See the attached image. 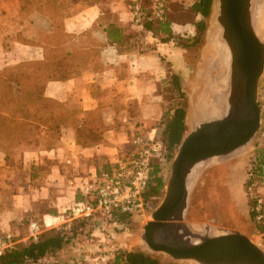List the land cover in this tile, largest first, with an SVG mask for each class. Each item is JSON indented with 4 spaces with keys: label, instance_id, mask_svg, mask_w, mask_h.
Returning <instances> with one entry per match:
<instances>
[{
    "label": "crops",
    "instance_id": "1",
    "mask_svg": "<svg viewBox=\"0 0 264 264\" xmlns=\"http://www.w3.org/2000/svg\"><path fill=\"white\" fill-rule=\"evenodd\" d=\"M135 1L149 4L155 0H0V4L6 6L5 19L12 24L19 22L30 27L25 34L27 43L20 44L17 39L14 41L16 46L19 45L25 50V58L12 65V61L17 58V49L11 45L7 51L3 50V59L6 54L11 61L4 64V67L45 60L46 40L49 35L55 33V24L59 20L54 22L48 9L53 4L58 6L63 14L62 32L67 35V43L55 49L78 55L76 67L79 71L66 80L50 81L45 96L62 103L80 121L78 127L62 130V137L52 150H46L41 142L35 148L28 147V144L19 148L22 149V154L15 157L17 160H9V164H18L20 159L25 165L38 167L30 171L33 175L30 179L34 182L41 180L43 185L35 190L36 198L30 194L31 189L27 191L23 197L24 204H19V194L14 191L3 205L0 203V213L32 212L33 199H41L52 202L55 212L61 214L74 200L80 198L71 181L100 172V165L110 164L112 158L108 156L107 151L117 150L115 146L125 138L124 133L129 128L138 122L145 123L160 118L163 110L161 104L156 101L162 99V96L157 91L164 80L171 82L172 76L167 75H172V50L175 49L180 54L181 49L172 41H162L167 37L163 30L154 36L148 31L133 28L131 6ZM167 1L168 30L185 38L194 36V22L198 21L200 16L193 15L190 8L197 0ZM29 4H33L35 10L27 11L23 16V9ZM1 16L0 14V20ZM115 32L121 35L122 43H110L109 36L114 38ZM96 111L100 112L108 126L104 140L88 147L80 146L77 143L78 129L84 125L86 117ZM120 116L126 124L117 126L116 119ZM67 163L72 164L73 168ZM7 164L5 154L0 153V167ZM45 167L48 169L43 171ZM73 169L75 172H72ZM54 184L58 188L55 192L51 188ZM16 187L14 180L0 176V197L4 196V189L15 190ZM60 187L70 190L68 196L67 191ZM18 225L0 222V227L5 232L12 233L18 243L29 241V236L17 238L19 231L23 233V228Z\"/></svg>",
    "mask_w": 264,
    "mask_h": 264
},
{
    "label": "rangeland",
    "instance_id": "2",
    "mask_svg": "<svg viewBox=\"0 0 264 264\" xmlns=\"http://www.w3.org/2000/svg\"><path fill=\"white\" fill-rule=\"evenodd\" d=\"M163 1L166 4V10H169L168 1ZM5 7L3 4H0V14L2 15L0 20V54H3V50L7 51L11 45L14 49H17V58L12 61L13 65L15 62L18 63L23 60L26 56L25 50L19 45L16 46L14 41L17 39L16 37L18 34L25 37V34L30 30V27H27L25 23H10L7 19H5L7 15ZM210 19L211 16L207 22V34L205 33L204 40L201 45L197 48L184 50L175 43L176 47L181 49V53L179 54L175 49L172 50V70L170 71H172V75L177 74L180 76L184 96L177 91L171 82L164 80L159 85L157 91L158 94L162 96V99L156 101L161 104L163 110L160 118L157 120H151L150 123L138 122L137 125L129 128L128 131L124 133L125 138L122 140L119 139L120 141L118 140V146H115L117 150L107 151L109 154L108 156L112 158V162L117 161L130 151V141L133 135H147L155 130L156 136L163 140V130L160 122L164 113L172 112L173 114V111L176 108L185 106L187 110L186 115L187 117H190L193 101L197 102L202 97H205L209 87L214 86L218 88V90H221L219 94H222L226 90V74L229 71V67L224 66L219 68L213 61L214 44L210 39V30L212 25L210 23ZM192 37L193 36H190L189 38ZM3 42L4 44L2 45ZM8 59V55L6 54L4 59L3 55L0 56V73L5 68L9 67H4V64H9L11 62ZM211 61H213V63ZM172 75L168 74L167 76L170 77ZM224 79V83L222 82L219 84L218 80ZM214 94L215 91L213 94L211 93V97H213ZM192 95H195V97L191 98ZM209 102H212V100L209 99ZM148 104L150 105L151 103L148 102ZM259 104L262 108L263 125L262 130L258 133L254 141L253 150L244 151L230 159L214 160V162L204 171L193 191L186 223L198 229H201L204 226H209L218 232L239 231L248 236L264 250V235L259 233L256 225L250 217L249 202L251 197L249 196V190L246 189L245 185L246 180L248 179L247 172L251 156L256 152V150H258V147L264 148V74L260 82ZM134 107L136 108V105ZM118 124H126V121L122 120V117L120 116L116 119V125L118 126ZM189 126L190 125L187 122L188 130L190 129ZM26 144H28V147L30 148H35L40 145V142L32 140ZM178 151L174 152L172 160L170 159L169 154L165 155V159L157 167V172L155 171V177L152 182L154 183L157 180H161L164 187L158 195H155L154 198L150 197V194L146 196L148 202L144 214H134V216L128 217L122 223L110 222L109 220H90L84 221L83 224L80 220H69L60 224L58 221L55 223L54 227L46 229L45 232L50 230L67 231L70 235L73 233V237L64 250L58 252L55 256H51L44 260L42 264H93V261L99 256H109V254H115L120 250L140 251L159 259L162 264H198L194 261L174 260L171 256L165 253L153 252L142 240L145 224L152 220V213L161 205L165 198L166 187L171 177L172 163ZM11 152V156L8 160H6L8 161V164L0 167V170L2 169L0 171V176H2L3 179L9 178L14 180L17 187L15 190L12 188L9 190L4 189L3 192L5 193L2 194L4 196L0 197V203L2 204L8 200L10 195H12L15 191L19 194V204H24L23 197L25 196V193L31 189L29 191L30 194L32 193V196L36 198L37 192L35 190L43 185V182L41 180L34 182L33 179H30V177H33V175L30 174V171H34V169L38 167L25 165L20 161V159H18V164L14 162L10 165L9 160H17L15 157L22 154V149L20 150L19 148H15ZM12 157L14 159H12ZM67 165L73 168L72 164L67 163ZM105 166L110 165L105 164L100 165L99 167L100 169H105ZM47 169L48 168L45 167V169L42 170L45 171ZM72 172H75L74 169ZM91 174L92 173H90L89 176ZM66 184L67 180L65 182V185ZM51 188L54 192L58 190L55 184L52 185ZM60 188L65 189L68 196L70 190L67 187ZM250 193L253 196H259L262 202H264L263 186L255 187L250 190ZM33 200L32 208L34 210L32 212L24 214L0 213L1 223L12 222L16 225L19 224V228H23V233L19 231L18 234H16L19 239L30 236L29 224L32 221L43 223V218L46 215L55 217L59 216V213L55 212L56 210L54 209L55 207L52 202L42 201L41 199H39V201H35V199ZM218 232L216 234H218Z\"/></svg>",
    "mask_w": 264,
    "mask_h": 264
},
{
    "label": "water",
    "instance_id": "3",
    "mask_svg": "<svg viewBox=\"0 0 264 264\" xmlns=\"http://www.w3.org/2000/svg\"><path fill=\"white\" fill-rule=\"evenodd\" d=\"M256 1H213L211 19L215 14L220 39L230 52L226 92L218 106L207 110L219 117L198 121L190 131L187 128L172 163L165 198L145 224L142 236L150 250L174 260L264 264V250L245 234L218 232L209 226L198 229L186 223L191 196L204 171L216 159L252 151L262 130L259 88L264 74V36L258 35L254 25ZM185 122L187 126V115Z\"/></svg>",
    "mask_w": 264,
    "mask_h": 264
},
{
    "label": "trees",
    "instance_id": "4",
    "mask_svg": "<svg viewBox=\"0 0 264 264\" xmlns=\"http://www.w3.org/2000/svg\"><path fill=\"white\" fill-rule=\"evenodd\" d=\"M213 1L197 0L190 8L193 15L200 16V19L194 22L196 34L192 38L178 36L173 31L171 33L167 28V16L164 20L155 19L150 10L153 2L147 4L135 1L131 8L133 9L137 4L144 7L143 15L146 21L140 30L148 31L154 36L163 30L167 37L163 38L162 41H172L187 50L197 48L202 44L207 30V22L211 16ZM38 9L40 10V7ZM34 10L35 6L29 4L23 9V16L27 11L33 12ZM48 11L54 22L59 20L55 24V33L49 35L48 40H46L45 60L22 62L16 66H9L0 73V151L5 154L6 160L11 156L12 150L20 148L32 140L41 142L46 150H52L60 141L64 128L80 125V121L62 103L45 96V90L50 81L66 80L79 71L76 67L78 55L55 49L57 46L67 43V35L62 32L63 14L60 13L55 4L50 5ZM112 28L117 32L119 31L115 27ZM117 32L114 33V38L108 35L110 43H122L123 39ZM17 40L20 44L28 42L25 37L19 34ZM171 84L184 96L179 75H172ZM186 114L185 106L178 107L173 111V114L172 112L164 113L160 122L166 148L165 155L169 154L171 160L174 157V152L178 151L186 132ZM84 122V125L77 132L78 145L88 147L103 142L108 126L100 112L90 113ZM257 149L249 160L248 179L245 185L251 197L249 202L250 217L259 233L264 235V202L259 196H253L250 193V190L255 188L254 186L264 187V148L258 147ZM109 167L105 166V169ZM163 187L161 180L152 182L148 194L154 198ZM128 217L132 216L113 214L108 217L98 215L80 221L83 224L84 221L90 220H109L110 222L122 223ZM72 237L73 233L70 235L67 231L50 230L44 232L37 242L29 240L18 243L13 249L0 256V264H42L44 260L64 250ZM102 256L106 258V264H162L159 259L140 251L120 250L115 254Z\"/></svg>",
    "mask_w": 264,
    "mask_h": 264
},
{
    "label": "built area",
    "instance_id": "5",
    "mask_svg": "<svg viewBox=\"0 0 264 264\" xmlns=\"http://www.w3.org/2000/svg\"><path fill=\"white\" fill-rule=\"evenodd\" d=\"M143 8L141 4L131 8L132 26L135 29H142L146 21ZM150 10L158 20H164L168 12L163 0H155ZM130 144V151L111 162L108 169L71 181L80 198L74 200L57 217L46 215L43 223L32 221L29 224V239L37 242L46 229L54 227L58 221L61 224L69 220H87L98 215L144 214L148 202L146 196L157 167L165 159L166 148L163 140L156 136L155 130L147 135H133ZM17 244L16 237L0 227V256ZM93 264H106V258L99 256Z\"/></svg>",
    "mask_w": 264,
    "mask_h": 264
},
{
    "label": "bare ground",
    "instance_id": "6",
    "mask_svg": "<svg viewBox=\"0 0 264 264\" xmlns=\"http://www.w3.org/2000/svg\"><path fill=\"white\" fill-rule=\"evenodd\" d=\"M211 30H210V36H211V42L214 44V55H213V61L216 63V65L221 68L224 66H228V59H229V48L220 39V26L216 21V15L214 14L213 18L211 19ZM254 25L256 27V31L258 35L264 36V0H257L256 6H255V13H254ZM209 40V39H208ZM212 44V45H213ZM213 61H211L213 63ZM211 65V64H210ZM224 69V68H223ZM224 80H218L219 84L222 82L224 83ZM215 91V94L213 97H211V93L213 94ZM221 90H218V88L212 86L209 87L208 92H206L205 97H202L197 102L192 103L191 113L190 117H187V122L190 125V129L192 130L198 123V121L206 120L209 118H218L219 116L216 115V113H208L207 110L210 107H214L215 105L218 106V104L221 101V98L223 94L226 92V90L219 94ZM209 99L212 100V102H209Z\"/></svg>",
    "mask_w": 264,
    "mask_h": 264
}]
</instances>
